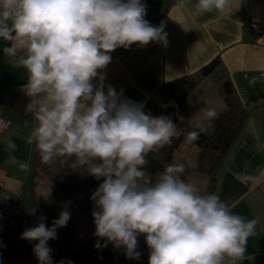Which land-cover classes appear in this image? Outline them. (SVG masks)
I'll use <instances>...</instances> for the list:
<instances>
[{
  "label": "clouds",
  "instance_id": "clouds-1",
  "mask_svg": "<svg viewBox=\"0 0 264 264\" xmlns=\"http://www.w3.org/2000/svg\"><path fill=\"white\" fill-rule=\"evenodd\" d=\"M232 4L196 0L192 15L224 13ZM146 15L143 0H0L3 52L27 73L21 89L27 97L25 111L33 118L27 142L45 165L70 160L72 170L102 179L90 197L97 249L111 244L138 260V237L143 235L148 264H241L260 217L234 214L218 194L187 180L189 168L197 166L191 158L150 173V155L172 144L177 124L169 116L145 112L122 89L108 85L105 90L102 70L116 49L167 44L164 22L153 26ZM199 113L185 133L187 143L197 141L218 117L215 107ZM8 127L0 120V131ZM7 147L14 151L16 145L9 140ZM9 159L21 170L29 168L14 156ZM243 179L255 182L258 177ZM46 219L40 216L20 237L36 242L38 264H53L48 241L67 225L70 212L66 207L51 226Z\"/></svg>",
  "mask_w": 264,
  "mask_h": 264
},
{
  "label": "crops",
  "instance_id": "crops-1",
  "mask_svg": "<svg viewBox=\"0 0 264 264\" xmlns=\"http://www.w3.org/2000/svg\"><path fill=\"white\" fill-rule=\"evenodd\" d=\"M143 2L150 10L161 7L163 0ZM195 3L196 0H174L159 21L155 20L156 14L145 17L153 26L164 22L167 44L149 43L144 47L134 44L129 49H116L111 53V62L102 70L103 83L105 90L108 85L117 92L122 89L125 98L144 105L160 83L192 73L215 56L222 58L244 106H259L251 110L229 150L218 175L215 193L230 205L234 214L245 219L260 217L241 264H264V0H233L232 7L224 13L212 12L199 17L192 15ZM252 24H258L261 32H254ZM4 46L6 42L0 40V91L6 81L27 82L26 70L3 52ZM210 80L206 78L200 84V99L204 95L207 98L198 102V106L190 102L194 101L193 95L188 99L187 103L192 104L187 114L177 116L176 132L198 119L199 109L224 107ZM0 117L9 122V127L0 131V194L5 191L9 194L7 199L0 196L1 229L10 213L30 214L37 204L52 201L56 193L33 163L35 150L27 142L33 118L21 117L2 102ZM9 140L16 145L14 151L7 147ZM10 156L28 164L29 168L21 170ZM197 157L198 147L184 141L176 149L174 161L191 158L197 165ZM247 175L258 179L246 181L243 176ZM185 178L197 183L202 191L207 187L208 176L198 172L196 167L189 168ZM81 240L82 235L75 228L72 248ZM109 246L116 264H148L150 250L143 235L138 237L137 251L141 253L138 260L127 258L123 248ZM0 264H38V260L32 247L24 257H0Z\"/></svg>",
  "mask_w": 264,
  "mask_h": 264
},
{
  "label": "trees",
  "instance_id": "trees-1",
  "mask_svg": "<svg viewBox=\"0 0 264 264\" xmlns=\"http://www.w3.org/2000/svg\"><path fill=\"white\" fill-rule=\"evenodd\" d=\"M173 1L163 0L161 7L147 10L145 17L156 14L155 20L159 21ZM206 78L211 79L224 102V107L217 110L218 117L213 126L201 133L193 144L198 147L196 169L208 176V184L203 191L215 193L218 175L229 150L238 139L251 110L259 106V104L251 108L244 106L222 58L215 56L192 73L160 83L144 103V111L157 117L168 116L175 110L182 111L191 95L193 99L200 98L202 94L200 84ZM25 83L6 81L0 91V102L12 108L21 117L29 118L31 115L25 111L27 97L21 90ZM197 120L180 129L171 145L165 146L159 153L150 155L147 169L150 173L155 174L168 163L174 162L176 149L185 141V133L196 125ZM33 163L55 191L56 196L52 201L37 204L36 209L30 214L12 212L7 216L0 229V257L27 256L36 242L21 239L22 232L36 225L42 215L47 217L45 224L51 226L52 221L67 207L70 212L69 222L65 227L57 229L56 239L48 241V246L52 249L53 264H59L61 260L71 261V264H116L109 244L99 249L95 247L99 238L94 235L92 211L95 205L90 197L103 182L102 179L97 180L82 169L72 170L70 160L67 162L58 160L54 164L45 165L41 163L36 151L33 154ZM33 187L34 182L31 192ZM81 225L89 226L91 231L89 236L85 237V230ZM75 228L80 231L82 240L72 248ZM100 243L103 245L104 241Z\"/></svg>",
  "mask_w": 264,
  "mask_h": 264
},
{
  "label": "rangeland",
  "instance_id": "rangeland-1",
  "mask_svg": "<svg viewBox=\"0 0 264 264\" xmlns=\"http://www.w3.org/2000/svg\"><path fill=\"white\" fill-rule=\"evenodd\" d=\"M210 82H211V80H210ZM212 86H213V83H212L211 87ZM204 96L201 99L200 98L199 99H194V101L192 100L190 102H192L193 104L196 105L198 102H202L204 100V98H207V97H204ZM192 103H189V104L186 103V105H185V107H184V109L182 111H177V110H175L174 112L172 111L168 116L171 117L175 123H177V116H180L182 114H184V115L187 114L186 112L190 108ZM196 106H198V105H196ZM176 134H178V132H176ZM81 227L84 228V230H85L84 231L85 237L89 236L90 233H91L89 226L88 225H86V226L85 225H81Z\"/></svg>",
  "mask_w": 264,
  "mask_h": 264
},
{
  "label": "built area",
  "instance_id": "built-area-1",
  "mask_svg": "<svg viewBox=\"0 0 264 264\" xmlns=\"http://www.w3.org/2000/svg\"><path fill=\"white\" fill-rule=\"evenodd\" d=\"M252 28H253L254 32H256V33L261 32V27L258 24H252ZM0 120H3V118L0 117Z\"/></svg>",
  "mask_w": 264,
  "mask_h": 264
}]
</instances>
